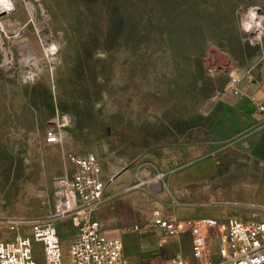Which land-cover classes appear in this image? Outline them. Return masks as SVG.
<instances>
[{"label":"rangeland","instance_id":"374dc122","mask_svg":"<svg viewBox=\"0 0 264 264\" xmlns=\"http://www.w3.org/2000/svg\"><path fill=\"white\" fill-rule=\"evenodd\" d=\"M253 10L262 32L250 29ZM0 38V239L15 236L10 220L48 218L69 154L94 153L103 175L127 170L133 182L155 178L167 148L188 147L195 163L209 165L208 205L219 218L261 214L254 121L228 90L243 75L264 80V0H13L0 13ZM58 128L65 137L49 144ZM163 181L136 188L149 206L138 212L140 226L152 225L153 202L186 191ZM57 227L71 264L77 227L69 220ZM140 236L155 237L141 231L124 240ZM191 241L190 232L170 239L162 255L190 254ZM37 260L44 264L41 253Z\"/></svg>","mask_w":264,"mask_h":264},{"label":"built area","instance_id":"2783aa9c","mask_svg":"<svg viewBox=\"0 0 264 264\" xmlns=\"http://www.w3.org/2000/svg\"><path fill=\"white\" fill-rule=\"evenodd\" d=\"M256 107L264 115V104L259 102ZM65 134V129H55L47 135L46 141L58 143ZM69 160L75 167L56 177L53 209L48 218L9 221L10 229L16 234L0 239V264H39L37 253L43 255L44 264H64L57 227V222L62 220H69L77 227L69 247L71 264H132L125 255L122 239L107 236L94 216L114 176L108 179L103 176L102 164L94 153L69 154ZM164 176V172L159 171L153 179L136 177L125 191L140 188L146 181L162 180ZM152 225L160 232V246L168 244L170 239L179 240L182 235L179 224L166 217L161 209L153 211ZM211 229H218L220 234L212 236ZM190 233L192 258L178 254L162 264H264V208L261 214L254 213L248 220L229 217L222 222L218 217H202L192 224ZM36 244L40 245L39 249Z\"/></svg>","mask_w":264,"mask_h":264},{"label":"crops","instance_id":"0c3cea01","mask_svg":"<svg viewBox=\"0 0 264 264\" xmlns=\"http://www.w3.org/2000/svg\"><path fill=\"white\" fill-rule=\"evenodd\" d=\"M228 94L232 105L239 112L253 119L255 128L250 135L251 153L264 165V115L256 107L259 102L264 104V80L254 79L251 75L237 77V81L228 90ZM194 161L195 152L188 147L167 148L157 170V172H164L165 176L162 181L164 180L163 183L171 187L173 192L177 193L179 188H186V191L180 192L179 198L172 193L175 199H171L165 193L159 200L153 202V208L158 207L166 217L179 224L182 234L190 232L188 223L193 218L222 217L221 211L212 210L208 205L210 194L207 193L206 182L210 175L209 165L205 161L198 163ZM68 166V169L75 167L70 162ZM115 175H103L106 179L113 176L114 178L107 186L104 201L96 207L94 213L95 218L101 222L105 234L122 239L126 247L125 255L132 264H155L158 261H161L160 264H162L171 260L165 258L166 256H163L162 253L167 249L170 250L173 246L171 244L160 246L158 242L160 232L153 225L140 226L137 222L138 212L147 213L146 208L149 206H146L141 200L140 189L125 191L126 186L132 180V172L126 170ZM236 184L235 187H237ZM193 188L203 190L195 192L192 191ZM136 225L138 228H135ZM141 231H151L155 237L149 239L140 236L142 239L138 241L125 242L124 236ZM184 256L186 259L192 258L191 253Z\"/></svg>","mask_w":264,"mask_h":264},{"label":"bare ground","instance_id":"6f19581e","mask_svg":"<svg viewBox=\"0 0 264 264\" xmlns=\"http://www.w3.org/2000/svg\"><path fill=\"white\" fill-rule=\"evenodd\" d=\"M13 0H0V13L4 11H9L12 7ZM29 11L31 14H33V7L29 6ZM251 20L252 24L250 26V29L255 32H262L263 31V24L260 20L259 14L253 10V13L251 14ZM2 43V39L0 38V46ZM156 183V181L154 182Z\"/></svg>","mask_w":264,"mask_h":264}]
</instances>
